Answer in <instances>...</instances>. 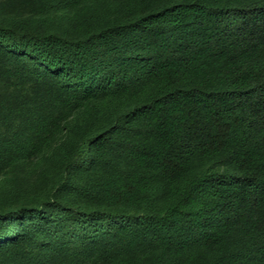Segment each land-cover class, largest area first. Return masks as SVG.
I'll use <instances>...</instances> for the list:
<instances>
[{
	"label": "trees",
	"instance_id": "1",
	"mask_svg": "<svg viewBox=\"0 0 264 264\" xmlns=\"http://www.w3.org/2000/svg\"><path fill=\"white\" fill-rule=\"evenodd\" d=\"M0 264H264V0H0Z\"/></svg>",
	"mask_w": 264,
	"mask_h": 264
}]
</instances>
